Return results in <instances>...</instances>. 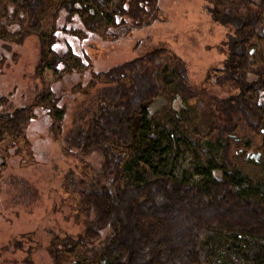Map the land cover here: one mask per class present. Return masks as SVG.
<instances>
[{
    "label": "rangeland",
    "instance_id": "374dc122",
    "mask_svg": "<svg viewBox=\"0 0 264 264\" xmlns=\"http://www.w3.org/2000/svg\"><path fill=\"white\" fill-rule=\"evenodd\" d=\"M9 1L0 0V97L31 106L33 116L23 135L0 145V264H54L48 251L51 238L77 236L88 226L79 201L90 190L88 177L104 180L103 157L97 150L68 154L63 137L102 101L107 85L103 73L145 49L168 50L155 73L159 95L146 107L144 118L135 114L133 120L135 134L155 133L164 148L157 174L190 183L210 169L211 178L220 179L221 170L229 168L219 147L224 136L234 168L264 197V115L252 117V127L242 117L234 120L231 131H222L219 126L227 119L209 101L230 92L228 82L216 81L215 70L228 56L235 25L215 20L208 0H159L158 16L149 25L134 28L125 19L124 26L103 29L96 23L91 30L83 23L90 15L80 0L70 10L61 0H49L41 9L39 28L45 40L53 34L56 54L71 50L74 59L67 61L69 66L57 62L55 71L44 64L41 72L38 35L29 32L26 17L16 14ZM248 49L252 66L263 68L264 77V41L254 38ZM44 51L51 61L48 49ZM173 55L186 64L192 94L179 85ZM59 111L61 121L53 128V114ZM171 134L180 139L174 151ZM141 152L151 154L150 149ZM245 247L243 240L217 239L207 246L204 264H248L241 257Z\"/></svg>",
    "mask_w": 264,
    "mask_h": 264
},
{
    "label": "trees",
    "instance_id": "16d2710c",
    "mask_svg": "<svg viewBox=\"0 0 264 264\" xmlns=\"http://www.w3.org/2000/svg\"><path fill=\"white\" fill-rule=\"evenodd\" d=\"M48 1H9L16 14L26 17L29 32L38 35V72L44 64L55 71L57 62L69 66L67 61L74 59L71 50L64 55L67 59L56 54L51 49L53 34L45 40L39 28L41 9ZM74 1L61 0L60 5L70 10ZM80 1L90 15L83 21L88 30L96 23L103 29L124 26L125 19L134 28H142L159 12V0ZM208 1L215 20L235 25L228 56L215 70L216 81L228 82L230 92L221 99L210 97V104L227 119L225 126H219L222 131H231L234 120L242 117L252 127V117L264 115V77L263 68L252 66L248 47L254 38L264 41V0ZM167 54L164 47L145 49L104 72L107 85L102 101L87 119L65 133L66 153H101L104 180L91 175L86 181L90 190L81 193L79 211L89 224L81 234L51 238L48 251L54 264H204L207 246L227 237L245 241L241 257L246 263L264 264V197L234 168L228 138L221 136L219 144L222 161L229 166L221 170L222 177L211 178L209 169L203 179L189 183L157 174L164 149L157 135L133 131L134 115L144 118L146 107L159 95L155 73L160 58ZM173 58L180 87L192 94L185 62L176 55ZM249 73L253 78L248 80ZM59 114H53V128L61 121ZM32 116L31 106L0 97V145L23 135ZM168 141L177 150L180 139L171 134ZM117 147L132 150L127 153ZM145 149L151 150L149 157L141 152Z\"/></svg>",
    "mask_w": 264,
    "mask_h": 264
},
{
    "label": "built area",
    "instance_id": "2783aa9c",
    "mask_svg": "<svg viewBox=\"0 0 264 264\" xmlns=\"http://www.w3.org/2000/svg\"><path fill=\"white\" fill-rule=\"evenodd\" d=\"M100 19L102 20L101 22H102L103 24L107 25V24L104 22V20H103L102 17H100Z\"/></svg>",
    "mask_w": 264,
    "mask_h": 264
}]
</instances>
